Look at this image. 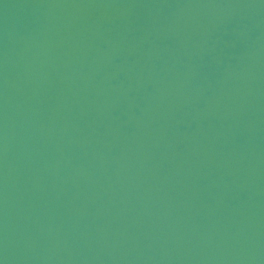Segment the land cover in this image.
Segmentation results:
<instances>
[{
	"label": "water",
	"instance_id": "95a60500",
	"mask_svg": "<svg viewBox=\"0 0 264 264\" xmlns=\"http://www.w3.org/2000/svg\"><path fill=\"white\" fill-rule=\"evenodd\" d=\"M0 264H264V0H0Z\"/></svg>",
	"mask_w": 264,
	"mask_h": 264
}]
</instances>
